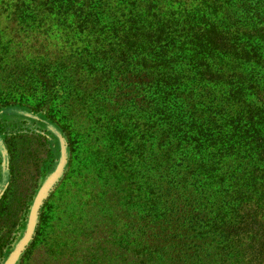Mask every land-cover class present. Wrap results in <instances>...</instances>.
Segmentation results:
<instances>
[{"label":"trees","instance_id":"1","mask_svg":"<svg viewBox=\"0 0 264 264\" xmlns=\"http://www.w3.org/2000/svg\"><path fill=\"white\" fill-rule=\"evenodd\" d=\"M4 3L9 21L20 16L23 38L41 36L46 51L38 74L52 72L54 87L64 90L70 103L82 100L80 88L97 79L92 75L98 65L109 73L105 77L115 71L132 83L133 107H122L121 116L130 118L133 128L120 134H133L142 215L136 219L135 244L122 254L130 257L121 264H228L237 243L241 248V239L232 238L243 233L240 212L264 215V57L247 46L248 57L238 61L242 65L212 68L196 51L209 48L196 30L209 25L226 42L243 46L238 32H249L248 23L217 26L194 8L189 16L209 23L199 27L169 0ZM220 76L224 83L218 86L214 81ZM214 181L227 200L216 209L209 206ZM229 202L237 204L236 228L226 221ZM243 251L253 258L237 264H264V223Z\"/></svg>","mask_w":264,"mask_h":264},{"label":"rangeland","instance_id":"2","mask_svg":"<svg viewBox=\"0 0 264 264\" xmlns=\"http://www.w3.org/2000/svg\"><path fill=\"white\" fill-rule=\"evenodd\" d=\"M169 1L184 8L199 27L209 23L190 17L194 8H201L194 10L206 13L217 26L235 20L250 26L244 36L238 32L243 46L226 42L209 25L196 30L209 47L196 48L199 56L208 57L206 65L224 71L241 64L240 58L248 57L247 46L264 57V0ZM4 2L0 0V264H121L130 257L122 254L135 244L136 219L142 215L136 204L140 197L133 134H120L133 128L132 120L121 116L122 107L132 110V83L115 71L105 77L107 71L98 65L92 75L97 79L80 88L82 100L70 103L67 93L54 87L52 72L38 74L46 51L41 36L23 38L20 16L9 21ZM231 30L235 28L227 32ZM214 83L224 82L220 76ZM262 99L264 109V94ZM222 189L213 184L210 208L224 206ZM225 207L226 221L236 228L237 204ZM240 213L243 233L232 238L241 239V248L237 243L228 264L253 258L250 251L245 258L243 249L264 223L263 214Z\"/></svg>","mask_w":264,"mask_h":264}]
</instances>
